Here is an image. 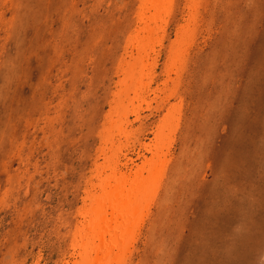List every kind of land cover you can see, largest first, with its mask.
Returning a JSON list of instances; mask_svg holds the SVG:
<instances>
[{"label": "rangeland", "instance_id": "rangeland-1", "mask_svg": "<svg viewBox=\"0 0 264 264\" xmlns=\"http://www.w3.org/2000/svg\"><path fill=\"white\" fill-rule=\"evenodd\" d=\"M189 1L172 0L156 21L147 93L155 99L139 121L128 116V130L144 131L127 155L138 164L150 157L139 144L177 109L166 127H176L165 141L172 162L127 264H228L227 241L247 254L239 260L257 254L264 264V0H201L195 12ZM140 2L0 0V264L72 257L120 62L136 57L125 46ZM188 23L195 30L179 50L182 74L164 88L166 51Z\"/></svg>", "mask_w": 264, "mask_h": 264}, {"label": "bare ground", "instance_id": "bare-ground-1", "mask_svg": "<svg viewBox=\"0 0 264 264\" xmlns=\"http://www.w3.org/2000/svg\"><path fill=\"white\" fill-rule=\"evenodd\" d=\"M200 1L190 0L186 10L195 12ZM171 2L172 0H142V4L140 2L141 9L136 18L134 34H131L133 35L130 37L131 41L125 46L126 49H135L136 57L132 58L131 54L128 57L133 59L132 62L123 59L120 62L124 67L120 69L124 77L119 80L120 84L117 83L120 87L118 93L114 95L117 100H113L110 103V109L107 110L108 115L106 114L104 123L106 126L103 129V134H105L104 136L99 135L100 147L97 150V160H95L90 179L85 182L86 188L83 190L85 195L76 215L79 223L75 227L74 238L70 241L71 245H68L73 254L70 259L61 264H127V259L130 257L129 250L136 245V238L142 223L148 217V209L151 204H155L156 191L162 184L163 176L170 162L168 159L170 145L166 142L169 135L176 130L175 126L170 130L166 129L170 118L168 116L177 109L171 107V110L156 124V132H154L153 139H150L151 141L139 144L140 148L143 147L145 153L150 157H142L138 154L137 159L142 157V161L138 164H135L134 160L128 158L127 155L128 150L135 147L136 139L144 131L141 128L130 131L127 127L132 123L129 122L128 116L134 117L133 122L139 121L141 108L146 106L147 110L155 99L149 100L150 94L147 96L155 77L154 70L156 68L155 59H151L153 62L148 63L151 57L149 53L151 51L148 52V50L152 49L156 40L158 41L156 38L158 27L155 26V23L157 20L162 21L164 13L167 15ZM160 24L163 25L162 22ZM189 24L176 31L178 41L171 42L166 51L165 66L162 72L163 76H166V80L161 84L164 88L168 80L170 82L175 79L179 80L182 74L184 67L181 68L179 50L186 46L190 48L193 44L195 30L189 32L185 30L190 28ZM192 26L195 25L192 24ZM160 27V32H163L164 28ZM184 31L189 34H185ZM126 53L129 54V52ZM186 55L187 53L183 57L185 58ZM173 74L176 75L175 79L170 78ZM173 87L166 97V102L168 98L174 97L177 91L176 82ZM160 92L166 94L163 89L151 91L154 97H157ZM140 94H143L141 95L142 99H140ZM130 95L133 97L130 98ZM137 99L139 100L138 104H134L137 103ZM118 108L120 112L116 111ZM115 117L116 120H114ZM173 124L175 123L173 122ZM101 159L102 162L97 164L96 162ZM156 205L159 206V203ZM135 251L137 252V250Z\"/></svg>", "mask_w": 264, "mask_h": 264}, {"label": "crops", "instance_id": "crops-1", "mask_svg": "<svg viewBox=\"0 0 264 264\" xmlns=\"http://www.w3.org/2000/svg\"><path fill=\"white\" fill-rule=\"evenodd\" d=\"M237 242V241H236ZM239 244H241L242 245V247H244V242H242V241H240L239 242ZM226 247H225V251L227 250V252H226V258H224L225 260L224 261H227V262H229L230 264H237V263H240V262H238V261H243L244 263L243 264H255V263H257V262H259V258H257V254L255 255H253V256H251V258H248L247 256H246V261H245V259H244V257H242V258H240V260L238 259V257L242 254V255H244L245 254V252L244 253H242V252H239V250H241V248L240 249H238V253H237V249H234V248H236V247H234V245H233V243L232 242H230V241H227V243H226ZM247 245H250V244H247ZM246 248H247V246H246ZM243 249V248H242ZM244 251H246L245 249H244ZM248 251V250H247ZM236 254H237V258H236ZM245 255H247V254H245ZM254 260V261H250V260ZM228 263V264H229Z\"/></svg>", "mask_w": 264, "mask_h": 264}]
</instances>
